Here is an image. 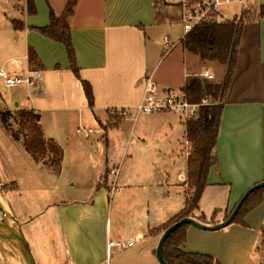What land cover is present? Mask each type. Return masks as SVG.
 <instances>
[{
    "label": "crops",
    "instance_id": "0c3cea01",
    "mask_svg": "<svg viewBox=\"0 0 264 264\" xmlns=\"http://www.w3.org/2000/svg\"><path fill=\"white\" fill-rule=\"evenodd\" d=\"M4 1L0 25L10 43L0 51V69L37 79L33 87H14L23 88V98L2 94L4 104L38 113L44 138L63 153L59 173L36 163L46 169L40 182L29 180L26 186L19 179L3 185L12 186L6 190L17 208L13 210L4 190L3 206L27 232L24 238L35 264H158L155 249L163 231L156 232L181 211L186 199L184 121L174 114L117 120L109 111L133 110L143 97L145 78H151L158 92L179 91L189 77L206 80L203 72H212L205 65L217 68L215 62H201L182 48L173 53L179 38L172 41V27L156 19L153 0H78L69 27L79 77L92 89L90 109L64 47L28 29L47 26L49 12L59 15L67 0H32L34 14L28 13L27 0ZM11 20L20 21L23 29L14 30ZM166 35L175 44L168 52ZM29 48L37 58L31 67ZM172 55L176 57L167 59ZM165 60L168 65L158 74ZM224 72L223 66L218 74ZM112 165L119 167L118 191L109 197L106 170ZM263 181L264 17L243 25L214 164L193 219L203 217L200 223L206 225L223 221L242 194ZM243 222L245 226L230 224L219 231L188 226L182 249L210 255L221 264L260 263L256 248L264 225V194ZM127 242L132 245L120 246Z\"/></svg>",
    "mask_w": 264,
    "mask_h": 264
},
{
    "label": "trees",
    "instance_id": "16d2710c",
    "mask_svg": "<svg viewBox=\"0 0 264 264\" xmlns=\"http://www.w3.org/2000/svg\"><path fill=\"white\" fill-rule=\"evenodd\" d=\"M77 2L78 0H67L59 15L50 12L47 26L30 28V30L36 31L41 36L60 43L64 47L70 70L76 79L80 81L88 107L92 109V89L87 81L79 77L69 27V19ZM159 3L165 6L163 0H153L156 19ZM27 11L30 14L35 13L32 0H27ZM262 17H264V4L260 6L256 17L252 16L245 8L239 12L235 19L214 21L194 27L180 41L181 48L184 51L197 56L201 62L210 61L224 66L225 72L218 83L189 77L181 89L186 100L190 104L198 106L195 115L184 122L188 147L186 199L181 211L160 227L156 233L164 231L183 218H194L192 212L198 208L202 192L207 185L208 171L212 166L211 160L215 156L220 118L233 77L243 25ZM10 22L14 30L23 29V24L20 21L11 20ZM27 57L30 67L37 62L36 55L30 48ZM6 115L7 113L0 111V123L2 125L6 123ZM13 118L20 130L25 132V139L21 142L24 151L37 164L48 158V166L54 173H59L63 156L62 149L52 140L44 138L37 113L33 110L18 109L14 111ZM11 137L18 141L17 135L11 134ZM6 187L11 188L12 186L8 185ZM263 193L264 188L252 193L242 204L232 224L245 226L244 216L261 203ZM256 197V201L249 205V202ZM198 220L204 222L203 217ZM187 227L188 225H183L178 228L164 242L162 257L166 264H221L210 255L183 251L182 247L186 242Z\"/></svg>",
    "mask_w": 264,
    "mask_h": 264
},
{
    "label": "built area",
    "instance_id": "2783aa9c",
    "mask_svg": "<svg viewBox=\"0 0 264 264\" xmlns=\"http://www.w3.org/2000/svg\"><path fill=\"white\" fill-rule=\"evenodd\" d=\"M165 6L174 10L177 17V25L180 27L181 35L177 41H181L187 33H189L194 27L212 23L214 21H222L228 18L225 16L221 9L225 6L237 7V12L232 14H239L242 9L247 8L248 1L250 0H163ZM227 17V18H226ZM165 51H170L175 44L171 43L169 37L166 35L163 37ZM202 77L208 81L213 80V75L209 70H205ZM36 77L31 76L30 73L25 75L12 74L4 69H0V83L5 88H11L20 85H26L33 87L36 84ZM198 109L197 105L190 104L184 93L181 90L165 89L162 92H158L154 82L151 78L144 79V94L140 103L133 109H112L109 111L110 115L116 119H123L130 115L137 117L139 115L149 114H174L177 115L182 121H186L190 117L194 116ZM90 130L87 131V134ZM119 167L112 165L106 170V179L108 185V195L112 197L117 191L116 179L118 176ZM132 242L126 244H120L123 246H131Z\"/></svg>",
    "mask_w": 264,
    "mask_h": 264
},
{
    "label": "rangeland",
    "instance_id": "374dc122",
    "mask_svg": "<svg viewBox=\"0 0 264 264\" xmlns=\"http://www.w3.org/2000/svg\"><path fill=\"white\" fill-rule=\"evenodd\" d=\"M44 1L46 3V0ZM4 2H5L4 0H0V3H1L0 8L2 7L4 8V4H5ZM260 6H261L260 2L258 3L257 0H250L248 1V6L246 10H248L252 16L256 17ZM157 8H158V17H157L158 21H160L161 24H163L166 28L172 27L171 29L172 31L169 33L171 35V38H173L172 41H175L177 37L179 38L181 35L180 27L176 24L177 17L175 15V12L173 15V12L171 9H169L166 6L161 5L160 3L158 4ZM237 10L238 9L235 6H225L221 9V12L225 16H229L231 13L237 12ZM4 24L6 25L5 21H4ZM5 29H6L5 26L0 25V51L6 43H10L8 42V38H9L8 35L6 36V34H4ZM179 49H181L180 41L178 45L176 46V48L173 50V53H176L177 51H179ZM170 57L174 58L176 56L172 55V56H169L167 59H169ZM166 61L168 60H165L163 64H161L157 68L158 74H160L167 67L168 64L166 63ZM215 65L217 66V68H215L212 65H205V66H208L211 69V72L214 75L213 82L218 83L219 81H221L223 77L219 75L220 73L218 74V72L221 71V68H223V66H220L216 63ZM200 69H203V66L201 64H200ZM5 89H2V90L0 89V111L7 113L6 123L4 125L0 123V191L1 192H2V189H4L3 185H5L7 180L12 182L13 180L16 181L20 179L26 183V186H28L29 180L30 181L35 180V181L40 182L38 177L40 176L41 178H43L44 174L46 173L45 172L46 169L36 166L35 165L36 163L24 151V148L22 147L21 142L25 139V132L20 130L18 124L15 122L13 118V114L15 111L14 108L12 106H9L8 108L4 104L2 94H5L8 99H12L15 94H18L23 98L25 91L22 90L23 88H19V87L18 88L13 87L12 89H9L10 91L9 90L5 91ZM37 115L39 114L37 113ZM107 124L110 125V122L108 121ZM11 134L17 135L18 141L14 140L11 137ZM77 137L82 139L83 133H78ZM91 140L92 139L90 137L87 144H90ZM43 162H45L48 165V158H46L45 161ZM43 162H41V164ZM6 189L7 187H5L4 189V191H6L5 192L6 198L8 202L11 204L13 210H15L17 208L16 203L13 200L12 194L9 193V191H7ZM256 199L257 197L253 198V200L249 202V205L254 203ZM192 215L194 216L197 215L196 210L192 212ZM22 233L27 240V232L23 228H22ZM256 254H257V257H259L260 259V263H257V264H264V225L262 227L261 237L258 242V246L256 248ZM16 264H21V263L17 262Z\"/></svg>",
    "mask_w": 264,
    "mask_h": 264
},
{
    "label": "water",
    "instance_id": "95a60500",
    "mask_svg": "<svg viewBox=\"0 0 264 264\" xmlns=\"http://www.w3.org/2000/svg\"><path fill=\"white\" fill-rule=\"evenodd\" d=\"M235 19V17L233 18ZM212 164H214V157L211 160ZM264 188V181L257 183L255 185H252L249 187L240 197V199L237 201L229 215L221 222L214 224V225H206L202 224L198 221H196L193 218H183L172 225H170L168 228H166L157 243L156 249H155V258L158 262V264H166L162 257V248L163 244L166 241V239L178 228L182 227L183 225H188L200 230L204 231H219L230 224H232V221L236 217L237 212L241 208L244 201L254 192ZM0 202L2 205H6V200L4 198L3 193L0 191ZM0 217H3V213H0ZM0 240L8 245L11 249L14 251H17L20 254V259L18 260L21 264H35L34 258L30 252V249L28 247V244L22 234L20 226L13 220V219H3L0 220ZM0 264H8L7 262L0 261Z\"/></svg>",
    "mask_w": 264,
    "mask_h": 264
},
{
    "label": "bare ground",
    "instance_id": "6f19581e",
    "mask_svg": "<svg viewBox=\"0 0 264 264\" xmlns=\"http://www.w3.org/2000/svg\"><path fill=\"white\" fill-rule=\"evenodd\" d=\"M0 213H3V217H0V220L12 219L10 209L7 206H3L1 202ZM20 257L21 256L17 251H14L0 240V260L7 262L8 264H16Z\"/></svg>",
    "mask_w": 264,
    "mask_h": 264
}]
</instances>
